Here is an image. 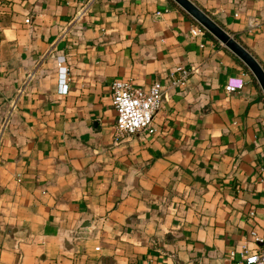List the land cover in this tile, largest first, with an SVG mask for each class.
Returning a JSON list of instances; mask_svg holds the SVG:
<instances>
[{"label":"crops","instance_id":"obj_1","mask_svg":"<svg viewBox=\"0 0 264 264\" xmlns=\"http://www.w3.org/2000/svg\"><path fill=\"white\" fill-rule=\"evenodd\" d=\"M193 1L264 67V0ZM195 22L173 0H0V264H243L257 247L264 96ZM114 78L162 83L155 132L115 138Z\"/></svg>","mask_w":264,"mask_h":264},{"label":"built area","instance_id":"obj_2","mask_svg":"<svg viewBox=\"0 0 264 264\" xmlns=\"http://www.w3.org/2000/svg\"><path fill=\"white\" fill-rule=\"evenodd\" d=\"M78 12V16L82 14ZM25 22H30V17L25 18ZM203 27L197 22L190 27L192 35H197L203 31ZM63 56H57L58 76L66 89L68 79V67ZM188 74V70L182 69L181 78L177 79L181 83ZM246 71H241L238 75L231 76L224 84L227 93L234 92L243 87ZM111 101L115 108V138L124 134H131L139 129H144L149 133L156 131L154 125V115L161 107L163 100V86L159 80H154L147 88L133 85L129 80L114 78L110 84ZM253 240L257 247L250 250L243 246V264H264V236L253 232Z\"/></svg>","mask_w":264,"mask_h":264},{"label":"water","instance_id":"obj_3","mask_svg":"<svg viewBox=\"0 0 264 264\" xmlns=\"http://www.w3.org/2000/svg\"><path fill=\"white\" fill-rule=\"evenodd\" d=\"M190 14L205 30L229 48L249 69L264 96V67L238 39L193 0H173Z\"/></svg>","mask_w":264,"mask_h":264},{"label":"trees","instance_id":"obj_4","mask_svg":"<svg viewBox=\"0 0 264 264\" xmlns=\"http://www.w3.org/2000/svg\"><path fill=\"white\" fill-rule=\"evenodd\" d=\"M253 79L255 80V78L253 77Z\"/></svg>","mask_w":264,"mask_h":264}]
</instances>
